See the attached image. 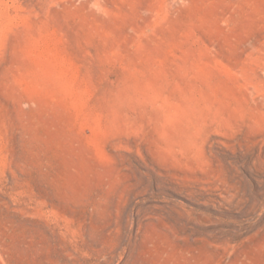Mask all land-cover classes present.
Returning a JSON list of instances; mask_svg holds the SVG:
<instances>
[{
    "label": "rangeland",
    "instance_id": "rangeland-1",
    "mask_svg": "<svg viewBox=\"0 0 264 264\" xmlns=\"http://www.w3.org/2000/svg\"><path fill=\"white\" fill-rule=\"evenodd\" d=\"M0 264H264V0H0Z\"/></svg>",
    "mask_w": 264,
    "mask_h": 264
}]
</instances>
